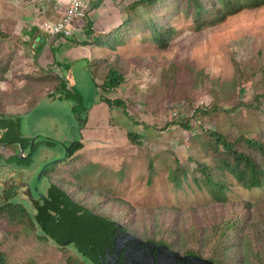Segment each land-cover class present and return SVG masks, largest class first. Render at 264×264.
<instances>
[{
    "label": "rangeland",
    "instance_id": "374dc122",
    "mask_svg": "<svg viewBox=\"0 0 264 264\" xmlns=\"http://www.w3.org/2000/svg\"><path fill=\"white\" fill-rule=\"evenodd\" d=\"M205 1L220 4V0ZM95 5L85 20L75 21L72 38L63 40L50 39L40 28L62 17V8L56 9L45 0H0V61L11 58L8 71L2 74L0 70V97L11 100L22 89L27 92L21 100L26 107L14 109L20 118L0 127V139L21 136L26 146L0 145V206L7 200L21 204L26 218H34L39 209L34 189L38 176L45 165L67 159V145L73 141H80L83 148L76 149L68 162L47 168V175L37 186L42 195H49L52 181L64 178L84 190L103 192L107 202L113 201L115 214L127 207L135 225L139 219L146 223L155 220V212L176 208L180 227L205 228L213 218L239 211L241 202L264 198V187L246 190L230 174L219 199L193 174L180 188L170 180L175 159L194 166L190 157L200 155L202 127L250 137L264 134V99L258 111L244 105L260 93L257 79L250 75L261 64L258 52H264V5L244 8L224 22L201 30L180 14L162 24H173L176 31L165 48L153 40L144 25L130 23V29L123 28L134 15L127 10L126 1L104 0ZM117 26L123 28L118 40L110 37L103 46L84 44L93 33H109ZM33 28H37L34 37L29 35ZM42 38H47V45L36 49ZM57 62L66 69L55 66ZM49 65H54V74L65 80L70 92L42 90L30 107L34 94L27 91L33 86L29 77H43L41 68ZM109 67L122 73L125 81L110 92L96 89L99 71L108 73ZM103 98L123 101L127 114L121 107H110ZM215 106L219 111L213 112ZM195 109H208L211 114L194 115ZM186 119L191 120L190 130L172 126ZM130 131L140 133L141 146L130 143ZM21 146V156L27 159L19 158ZM68 185L66 188L74 191V186ZM32 193L36 195L32 197ZM36 229L16 224L6 213L0 215V251L6 255L7 264H65L68 255L83 260L75 244L63 248L41 239L45 234L38 226Z\"/></svg>",
    "mask_w": 264,
    "mask_h": 264
},
{
    "label": "trees",
    "instance_id": "16d2710c",
    "mask_svg": "<svg viewBox=\"0 0 264 264\" xmlns=\"http://www.w3.org/2000/svg\"><path fill=\"white\" fill-rule=\"evenodd\" d=\"M104 0H101L103 2ZM126 1L128 5L127 10L134 11L130 22L126 21L122 24L123 28L130 29V23L144 25L145 29L149 31L153 40L161 47L165 48L169 44L170 39L176 33L173 24L163 26V22H172L180 14H184L189 18L196 30H201L206 26H213L216 23L224 22L228 17L239 13L244 8L256 9L264 5V0H220L219 5H208L205 0H122ZM93 6H96L95 4ZM93 8V7H92ZM121 26L115 27L109 33H97L92 37H87L85 45L103 46L104 41L110 40V37H115L117 40L122 36ZM92 32H94L91 27ZM37 33V28H33L29 35L34 37ZM60 39V38H59ZM42 43L38 41L36 49H43L47 45V38H42ZM35 41L37 39L35 37ZM42 44V45H41ZM81 44V43H76ZM40 53V52H39ZM261 59V64L250 76L257 79L256 88L260 93H256L255 98L247 104L252 110H260L261 101L264 99V52H258ZM11 58L8 62L0 61V70L2 74L8 71ZM64 62V61H63ZM62 66V63H56L55 66ZM54 65H49L48 68L42 69L43 77L34 79L29 77L32 83L31 91L33 100L29 102V106L34 104L36 95L42 90L52 88L50 92L59 90H67L65 80L60 76L54 74ZM237 74L241 71L239 65L236 66ZM66 69V68H65ZM106 74V75H105ZM204 76V75H202ZM96 77V76H95ZM35 81L36 83H33ZM125 81L122 73L113 67H109L108 73L106 71H99V76L95 81L96 89L100 88L104 91H112L119 88ZM236 81V79H235ZM234 81V82H235ZM196 82L195 84H199ZM203 85H205L202 82ZM214 89L215 84L212 83ZM219 90V89H218ZM70 92V91H69ZM68 92V93H69ZM222 92V90H221ZM216 93L218 98L222 93ZM26 89H22L11 100L3 98L0 101V127L4 128L13 119H19L20 115H16L14 109H21L26 107L25 103L21 104V100ZM233 97V95H232ZM101 100V98H100ZM102 101L110 107L114 105L121 107L124 113L127 114L126 105L121 100L110 101L109 99H102ZM30 106V107H31ZM8 110L7 113L5 110ZM234 108V107H233ZM88 111V108H84ZM74 110H77L75 105ZM234 110V109H232ZM219 111L215 106L213 112ZM198 112L205 116L210 115L211 111L208 109H195L194 115ZM83 114V113H82ZM87 116H85L86 118ZM134 121L135 125H139L138 121ZM191 120L186 119L180 123H173L180 125L183 128L191 129ZM82 129V128H81ZM199 153L197 157H190L194 166L190 168L188 165L175 159V167L171 170L170 180L175 187H182L183 181L187 180L190 174L196 177L198 183L204 184L216 199L220 198V194L226 187L228 180L227 174L235 178L240 185L246 190L259 189L264 187V134L259 133L250 137L246 133H219L209 128H203L199 134ZM127 138L132 145L141 146L142 136L137 131H130ZM19 142H18V141ZM23 139L21 136L5 137L0 139V145L4 147H16L15 144H21ZM30 141V140H29ZM68 146L67 159L57 162H68L69 157L75 153L76 149L83 148L80 141H73ZM31 145L29 146V149ZM32 149H34L32 147ZM17 157V155H15ZM209 160L211 163H209ZM53 166V165H52ZM58 166V165H57ZM149 170H154L153 162H150ZM47 169L43 176L47 175ZM41 177L40 181L42 180ZM183 176V179H181ZM48 179V178H47ZM39 181V182H40ZM79 182V180H78ZM67 184L73 185L66 179H60L59 182H51L49 195H42L39 188H37V195H35L36 202L39 205L38 214L34 218H26V210L21 204L9 202L7 200L0 206V215L6 213L7 217L16 224L27 225L31 230L36 231V226L45 234L41 237L43 240H51L60 244L65 248L68 244H75L83 255V260L75 256L68 255L65 264H88L94 258L88 249L85 242L81 241L82 236L75 230V228L63 217L55 213L48 201L60 211L72 217L74 220L81 221L83 216L88 213L101 216L106 220L113 221L122 226L130 235L135 236L143 241H147L156 245L167 246L170 250L178 252L182 256H196L212 261L215 264H264V198L256 201L241 202L240 210L231 212L227 215H220L218 218H213L211 223L205 228H200L195 225H190L187 229L180 227L177 221L176 208H165L161 212H155V220L148 223L144 219L137 221L138 225L132 222L131 210L124 207L122 211H112L113 201H108L104 198V193L97 190H84L79 186H74V191L66 188ZM68 185V186H71ZM83 191L85 193L83 194ZM36 193V192H35ZM106 194V193H105ZM34 195V196H33ZM41 196V197H40ZM90 197L97 200L90 201ZM41 198V200L39 199ZM99 199V200H98ZM112 204L109 208L108 205ZM116 208V206H115ZM109 210V212H108ZM59 218L61 221L54 219ZM151 223V227L148 228ZM0 264H7L6 255L0 251ZM29 264H36L30 262Z\"/></svg>",
    "mask_w": 264,
    "mask_h": 264
},
{
    "label": "water",
    "instance_id": "95a60500",
    "mask_svg": "<svg viewBox=\"0 0 264 264\" xmlns=\"http://www.w3.org/2000/svg\"><path fill=\"white\" fill-rule=\"evenodd\" d=\"M21 154H24L22 146L19 158H28ZM57 162L43 167L34 187L36 191L44 171ZM48 203L55 213L66 219L82 236L81 241L87 244L96 264H215L196 256H182L164 245L143 241L130 235L119 224L93 213L83 216L81 221L74 220L50 201Z\"/></svg>",
    "mask_w": 264,
    "mask_h": 264
},
{
    "label": "built area",
    "instance_id": "2783aa9c",
    "mask_svg": "<svg viewBox=\"0 0 264 264\" xmlns=\"http://www.w3.org/2000/svg\"><path fill=\"white\" fill-rule=\"evenodd\" d=\"M57 9H63L62 17L45 22L40 28L50 39H70L75 31L74 23L85 20L94 4L101 0H45ZM60 11V10H59ZM58 11V12H59Z\"/></svg>",
    "mask_w": 264,
    "mask_h": 264
},
{
    "label": "crops",
    "instance_id": "0c3cea01",
    "mask_svg": "<svg viewBox=\"0 0 264 264\" xmlns=\"http://www.w3.org/2000/svg\"><path fill=\"white\" fill-rule=\"evenodd\" d=\"M36 39H37V36H36ZM43 41V40H42ZM42 41H41V43H42ZM77 60V59H76ZM53 62V61H52Z\"/></svg>",
    "mask_w": 264,
    "mask_h": 264
}]
</instances>
